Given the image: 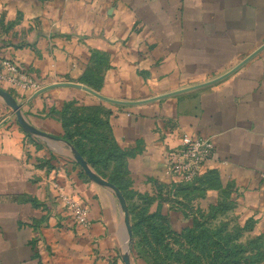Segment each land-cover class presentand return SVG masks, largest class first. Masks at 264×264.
Returning a JSON list of instances; mask_svg holds the SVG:
<instances>
[{
    "label": "crops",
    "instance_id": "obj_1",
    "mask_svg": "<svg viewBox=\"0 0 264 264\" xmlns=\"http://www.w3.org/2000/svg\"><path fill=\"white\" fill-rule=\"evenodd\" d=\"M5 59L36 88H0L48 136L0 95V264H124L120 202L71 152L100 138L127 188L150 195L183 187L167 164L182 135L209 138L195 203L227 193L264 231V0H0V69ZM56 83L109 101L70 85L34 95ZM60 191L87 207V227Z\"/></svg>",
    "mask_w": 264,
    "mask_h": 264
},
{
    "label": "rangeland",
    "instance_id": "obj_2",
    "mask_svg": "<svg viewBox=\"0 0 264 264\" xmlns=\"http://www.w3.org/2000/svg\"><path fill=\"white\" fill-rule=\"evenodd\" d=\"M111 170L106 166L101 172L110 178ZM190 185L181 194L164 187L152 195L127 188L131 214L126 207L134 225L130 245L139 264H263L264 231L257 221L242 215L227 193L199 206L195 202L202 194L197 197Z\"/></svg>",
    "mask_w": 264,
    "mask_h": 264
},
{
    "label": "built area",
    "instance_id": "obj_3",
    "mask_svg": "<svg viewBox=\"0 0 264 264\" xmlns=\"http://www.w3.org/2000/svg\"><path fill=\"white\" fill-rule=\"evenodd\" d=\"M0 81L16 88H36L27 75L12 61L5 59L0 69ZM213 142L201 136L182 135L180 143L168 157V170L177 182L188 183L200 174L204 164L213 154ZM59 201L80 226L87 227V207L65 192H59Z\"/></svg>",
    "mask_w": 264,
    "mask_h": 264
},
{
    "label": "water",
    "instance_id": "obj_4",
    "mask_svg": "<svg viewBox=\"0 0 264 264\" xmlns=\"http://www.w3.org/2000/svg\"><path fill=\"white\" fill-rule=\"evenodd\" d=\"M221 77H218L208 83H212L215 81L220 80ZM59 85H70V86H75V87H79L82 88L94 95H96L97 97L104 99V100H108L107 98L103 97L102 95L98 94L97 92L91 90L88 87H85L83 85H79L77 83H56L53 85H49L46 87H43L41 89H39L38 91H36V93L34 95H37L41 92H43L46 89H49L51 87L54 86H59ZM0 95L3 97L4 101L7 103V105L12 109V111L14 112L17 121L20 123V125L22 126V128L30 133H34L36 135L39 136H48L43 132L38 131L37 129H35L33 126H31L22 116L21 111H20V105L16 102V100L14 99V97L7 92L6 90L0 88ZM71 152H72V156L74 158V160L78 163V165L82 168V170L84 171V173L95 183L108 187L110 188L115 195L117 196L120 205H121V209H122V213H123V224L125 227V235H126V243H125V247L127 248V252L123 255V261L124 264H130L129 261V249H130V241H131V225H130V221H129V215L127 212V207H126V202L125 199L121 193V191L111 182H109L108 180L102 178L101 176H99L97 173H95L88 165L87 161L82 157V155L75 149V148H71Z\"/></svg>",
    "mask_w": 264,
    "mask_h": 264
},
{
    "label": "trees",
    "instance_id": "obj_5",
    "mask_svg": "<svg viewBox=\"0 0 264 264\" xmlns=\"http://www.w3.org/2000/svg\"><path fill=\"white\" fill-rule=\"evenodd\" d=\"M71 135L68 134V137H70ZM87 136V135H85ZM88 138V140H90V137H86ZM99 141H102V143L104 144L103 146H101L98 143H88V148L82 149L79 148V143L75 142V148L76 150L82 155V157H84V159L87 161V163L93 167L96 172L98 174H100L103 177H106L102 172L101 169L106 167V166H110L108 163L109 159H111V154H112V147H110L108 144H106V140L105 138H100L98 139ZM124 170L122 169V165L121 163L118 162L117 166H113L111 172L109 173V177H106L107 180L111 183H113L122 193L123 197L128 201V197H129V193L127 192V187L129 185L128 180L124 179ZM197 178V177H196ZM195 178V179H196ZM194 179V180H195ZM181 186L179 189H182L184 187H186V185L190 184V182L188 183H180ZM177 189V188H176ZM177 189V190H179ZM131 206L129 204V202H127V207H128V212L129 214H131V208L129 207ZM162 220L165 219L163 217H161ZM131 233L134 236V225L131 224ZM190 231H192V228L188 229L187 232L189 233ZM134 246V244H133Z\"/></svg>",
    "mask_w": 264,
    "mask_h": 264
}]
</instances>
